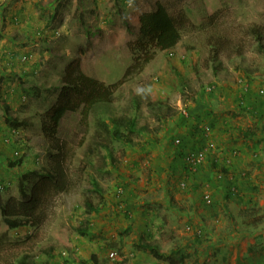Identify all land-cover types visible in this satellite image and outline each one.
<instances>
[{
  "label": "rangeland",
  "instance_id": "374dc122",
  "mask_svg": "<svg viewBox=\"0 0 264 264\" xmlns=\"http://www.w3.org/2000/svg\"><path fill=\"white\" fill-rule=\"evenodd\" d=\"M64 1L58 13L45 7L56 0H41L36 11L33 2L34 19L25 23L11 16L20 0H0V95L29 122L11 129L0 104L2 203L21 198L23 176L49 164L42 117L58 103L69 66L80 63L89 77L122 84L115 102L97 106L88 120L80 113L62 120L57 138L68 143L71 187L49 197L46 222L9 229L0 210V264H264V242L235 235L251 230L240 223L252 218L264 230V51L253 34L264 33V0H94V15L79 0ZM158 3L186 17L183 39L142 73L127 74L140 16ZM76 23L97 28L98 37H72ZM25 54L34 58L23 65ZM159 103L175 112L163 123ZM133 123L137 131L129 135ZM145 125L153 136L141 132ZM254 137L258 145L244 154L233 144ZM202 149L204 164L189 167L185 156ZM143 243L174 260H157Z\"/></svg>",
  "mask_w": 264,
  "mask_h": 264
},
{
  "label": "trees",
  "instance_id": "16d2710c",
  "mask_svg": "<svg viewBox=\"0 0 264 264\" xmlns=\"http://www.w3.org/2000/svg\"><path fill=\"white\" fill-rule=\"evenodd\" d=\"M63 0H56V3L45 6L53 8L58 13L60 3ZM37 7L42 10V4ZM140 31L138 39L131 44L130 51L134 57V66L131 67L127 74L142 73L147 65L152 63L158 53H164L175 50L183 39V31L187 25V19L184 15L172 14L163 4L158 3L156 8L144 13L140 16ZM253 34L258 41L260 51H264V33L261 30L253 29ZM214 60L218 62L220 48L214 46ZM222 70L221 64L215 68L218 74ZM122 84V83H120ZM120 84L106 85L98 80L86 75L81 68V64L69 66L62 79V88L59 95L58 103L52 107L48 114L42 117V132L46 140L50 144L49 150L50 161L46 168L41 172H30L23 176L20 181V197L13 198L8 203L3 204L0 199V210L3 215V221L9 229L14 227L26 228L30 226H42L48 214L45 210V204L49 197L54 194L67 193L70 190L71 182L67 168L69 157L68 143L57 138L62 120L71 113H80L83 120H88L93 110L99 105H110L115 102V95ZM2 117L5 123L14 130L26 128L28 120L19 118L11 106L1 99ZM154 108H159L160 115L157 119L160 123L165 122L168 117L174 115L170 113L169 107L164 103H159ZM166 109V111H165ZM168 113V114H167ZM103 121V120H102ZM101 125H105L102 122ZM109 127H106V130ZM141 132L147 136H153L154 130H150L148 125L142 127ZM108 131V130H107ZM137 125L133 123L130 126L129 135L135 134ZM159 129L155 130L158 132ZM117 140H121L129 145L131 139L122 134L115 136ZM23 163L20 159L17 162L10 163V167L15 169ZM226 170L223 169V172ZM33 183V187L29 185ZM88 213H95L97 208L88 200L86 202ZM88 227L80 233L86 236ZM142 247L145 251L152 252L157 260L172 262L174 258H166L158 248L151 243H143ZM178 261L183 263L184 257L179 256ZM22 264H34L32 260L22 261Z\"/></svg>",
  "mask_w": 264,
  "mask_h": 264
},
{
  "label": "crops",
  "instance_id": "0c3cea01",
  "mask_svg": "<svg viewBox=\"0 0 264 264\" xmlns=\"http://www.w3.org/2000/svg\"><path fill=\"white\" fill-rule=\"evenodd\" d=\"M41 0H20V2L15 6L16 8H14V11H13V13H12V17H15V19H18V21L19 20H21V21H23L24 20V22L25 23H28L27 21H30V20H32V19H34V14H32V12H33V9H34V7H35V11L36 10H39V8L37 7V5H38V3L40 2ZM33 2H35V4H34V7H33V9H32V5H33ZM79 2H80V4H81V6H86V7H89L90 9H92V13H93V15H94V13H95V10H96V8H93L92 7V3L93 2H95L94 0H79ZM65 3V1L63 0L61 3H60V6L61 5H63ZM99 3V4H98ZM97 6H98V9L100 10V11H103L102 10V6H103V4H101L99 1L97 2ZM87 10H88V8H87ZM90 12V11H89ZM40 13H41V11H40ZM39 13V14H40ZM100 14H102V13H100ZM38 15V14H37ZM78 18V17H77ZM80 18H81V16H80ZM88 19V21L87 22H90V23H92V21H93V18H86V20ZM79 20V19H78ZM93 25V24H92ZM9 27H11V26H9ZM84 26H82V25H80V24H78V23H76L74 26H73V28L70 30L71 32V36L72 37H76V36H85V37H88V36H92V37H94V38H97L98 37V33H99V30H97V28H94L93 27V29L91 30V29H89V28H83ZM102 122H104V121H101L100 122V124H102ZM103 128H105L106 129V127L108 126L106 123H105V125H101ZM109 127V126H108ZM254 136H255V134H254ZM256 139H258V137H254V138H250V140L251 141H245V140H242L241 142H240V140L238 141V140H236L233 144H235L236 145V149L237 150H242L243 151V153L242 154H244V152H249L250 150H253V148H254V145H256L257 143H255V144H253V140H256ZM248 140V139H247ZM258 140H260V139H258ZM240 142V143H239ZM258 145V144H257ZM103 147V146H102ZM102 150H104L105 151V153H106V150H107V148L105 147V148H102ZM232 150H234V149H232ZM247 163V161H245V162H240V164H246ZM247 167V166H246ZM169 193V192H168ZM170 196V197H169ZM168 196V198H169V201H172V198H173V194H170ZM197 210H199V209H197ZM249 209H247L246 208V211H248ZM199 220V222H200V219H198ZM261 221V219L260 218H252V219H250V220H246V221H244V222H242V223H240V228L241 227H243L244 226V228H250L251 230H252V232H251V230H248V229H245L246 231H243V232H241V233H238V232H236L235 233V235H236V241H242L243 239H247V240H249V241H252V242H254V245H257L258 243H261V242H264V230H263V228H260V227H258V224H260L259 222ZM173 224V223H172ZM174 225V224H173ZM251 226H253V228L251 227ZM176 227H178L177 225H176ZM257 227H258V229H257ZM262 229V230H261ZM238 242V243H239ZM236 260H238V258H236ZM250 260V259H249Z\"/></svg>",
  "mask_w": 264,
  "mask_h": 264
},
{
  "label": "built area",
  "instance_id": "2783aa9c",
  "mask_svg": "<svg viewBox=\"0 0 264 264\" xmlns=\"http://www.w3.org/2000/svg\"><path fill=\"white\" fill-rule=\"evenodd\" d=\"M33 58H34V56L32 54H29V55L28 54H25V55H23L21 57V61L20 62L23 65H26L28 63H31V61L33 60ZM35 73L37 74L38 72H35ZM247 90H248V88H247ZM261 94L264 95V90L261 91ZM183 113H184V115L186 117H188V113H187L186 109L183 110ZM177 143L180 144V141H177ZM209 147L211 149L212 148L215 149V145H211V146L209 145ZM210 148H209V152L211 151ZM207 152H208V150H203L202 149V150H200V151H198L196 153H191V154L186 155L185 156V161H186L187 165L189 167L195 168V169L198 168V167H200L205 162V159H206V156H207ZM16 156H19V155L16 154ZM0 189L3 190L4 188H0ZM209 202H211V201H209ZM115 257H116V254H112V258H115Z\"/></svg>",
  "mask_w": 264,
  "mask_h": 264
}]
</instances>
